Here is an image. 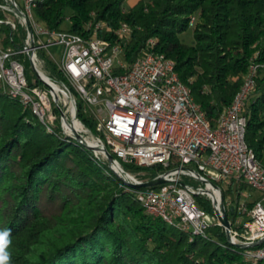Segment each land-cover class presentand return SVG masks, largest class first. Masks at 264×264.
I'll list each match as a JSON object with an SVG mask.
<instances>
[{
    "label": "trees",
    "instance_id": "16d2710c",
    "mask_svg": "<svg viewBox=\"0 0 264 264\" xmlns=\"http://www.w3.org/2000/svg\"><path fill=\"white\" fill-rule=\"evenodd\" d=\"M124 2L37 0L32 11L45 27L60 29L70 10L66 30L81 35L91 33L85 31L89 20L103 21L111 35L127 23V66L146 50L174 60L179 79L212 124L240 89L251 60L264 64V0H136L127 9ZM191 17L194 41L185 44L178 34ZM6 36L5 43L21 44L25 29L18 26ZM150 38L154 44L147 48ZM44 68L51 78L64 80L47 57ZM263 109L264 67L246 108L244 135L264 168ZM76 116L96 133L94 114L79 98ZM120 163L142 181L161 169ZM217 184L224 198L247 186ZM144 188L124 183L85 146L57 128L47 132L29 109L0 93V230L11 233L10 264H246L242 247L231 244L221 226L208 225L203 237L148 214L134 196Z\"/></svg>",
    "mask_w": 264,
    "mask_h": 264
},
{
    "label": "built area",
    "instance_id": "2783aa9c",
    "mask_svg": "<svg viewBox=\"0 0 264 264\" xmlns=\"http://www.w3.org/2000/svg\"><path fill=\"white\" fill-rule=\"evenodd\" d=\"M36 1L0 0V93L17 100L23 110L29 109L47 132L54 133L57 128L64 138L93 147L85 146L91 157L105 161L130 186L143 181L120 162L159 165L156 177L163 182L155 188L134 190L136 200L148 214L205 237L210 224L224 230L217 216L224 210L231 239L244 245L246 264H264V168L244 138L246 108L264 64L251 60L240 89L212 124L193 99L189 86L179 79L174 60L152 50L126 67L117 58L123 54L131 32L127 23L121 22L113 35L103 21L93 20L85 24V31L91 30L89 35L49 29L33 15ZM193 23L191 17L189 25ZM18 26L25 29L22 43H5L6 35H12ZM53 44L61 45L60 57L48 51L47 58L64 80L46 73L45 57L39 54ZM153 44L150 38L147 48ZM117 67L125 71L115 73ZM77 98L91 108L95 134L77 118ZM261 115L264 118V109ZM73 132L80 135V141ZM105 150L113 161L108 160ZM183 179L193 183H184ZM217 182L224 188L245 183L259 192V199L251 205L242 203V190L233 198H224ZM196 197L202 201L197 203ZM204 201L210 205L213 222L206 219Z\"/></svg>",
    "mask_w": 264,
    "mask_h": 264
},
{
    "label": "rangeland",
    "instance_id": "374dc122",
    "mask_svg": "<svg viewBox=\"0 0 264 264\" xmlns=\"http://www.w3.org/2000/svg\"><path fill=\"white\" fill-rule=\"evenodd\" d=\"M17 1H21V0H17ZM134 2V0H128V1H125L123 6L127 9L132 3ZM71 12L70 10H66L65 12V19L61 22L60 24V29H67L69 28V25H70V19H69V16H70ZM178 37L180 39L181 42L185 43V44H192L193 43V26L191 25H188V27L180 32L178 34ZM61 45L60 44H53V45H50L48 46L46 49L44 50H41L39 51V54H43L44 57H47V54H48V51H50L51 53H54V56L58 59L60 56V52H61ZM117 58L121 59L122 62H124L125 64V67H126V62L124 60V57H123V54H119L117 56ZM95 108V107H93ZM208 172H210L209 169H207ZM133 177L137 178V179H140L141 178L139 176H137L136 174H133L131 172H129ZM116 174V173H115ZM117 175V174H116ZM117 177H119L117 175ZM120 178V177H119ZM237 184H232V186L235 188ZM240 191V190H239ZM260 196L259 192L253 188H250L248 186H246L245 188L242 189V192H241V195H240V201L243 203V202H247V203H250L252 202L253 200L257 199L258 197ZM199 200H202V198L200 197L198 199V197H196V201L197 203H199ZM203 205L206 206V207H209L208 209H206V219L208 222H213V216L212 214L210 213V205L209 203H207L206 201L203 202Z\"/></svg>",
    "mask_w": 264,
    "mask_h": 264
},
{
    "label": "water",
    "instance_id": "95a60500",
    "mask_svg": "<svg viewBox=\"0 0 264 264\" xmlns=\"http://www.w3.org/2000/svg\"><path fill=\"white\" fill-rule=\"evenodd\" d=\"M18 14L21 15V13L19 11H18ZM26 29H27V31L29 33H31V27H30V24L28 22H26ZM73 133H74V136H75L76 140L80 141V139H81L80 135L77 132H73ZM83 145L86 146L84 143H83ZM86 147L88 149H93V147H91V146H86ZM105 152H106L108 160L109 161H113L114 157L110 153H108L106 150H105ZM162 182H163V179L161 177H156V178H154L152 180L143 181V182L137 184L136 186H142V187H145V188H151V187H156L157 185L161 184ZM228 213L229 214L232 213V206H230ZM217 216H218V219H219L221 225L224 227V232H225L227 240L231 244H233V245H235L237 247H243L244 245L242 243H237V242H235V241H233L231 239V236H230V233H229L230 222L228 220L227 213L224 210H222V215H219L217 213ZM256 244H257V242L253 243V245H256Z\"/></svg>",
    "mask_w": 264,
    "mask_h": 264
},
{
    "label": "clouds",
    "instance_id": "9594fccd",
    "mask_svg": "<svg viewBox=\"0 0 264 264\" xmlns=\"http://www.w3.org/2000/svg\"><path fill=\"white\" fill-rule=\"evenodd\" d=\"M10 230H0V264H10L11 254L7 251L11 244Z\"/></svg>",
    "mask_w": 264,
    "mask_h": 264
},
{
    "label": "bare ground",
    "instance_id": "6f19581e",
    "mask_svg": "<svg viewBox=\"0 0 264 264\" xmlns=\"http://www.w3.org/2000/svg\"><path fill=\"white\" fill-rule=\"evenodd\" d=\"M115 171L119 173V171L117 169H115Z\"/></svg>",
    "mask_w": 264,
    "mask_h": 264
},
{
    "label": "crops",
    "instance_id": "0c3cea01",
    "mask_svg": "<svg viewBox=\"0 0 264 264\" xmlns=\"http://www.w3.org/2000/svg\"><path fill=\"white\" fill-rule=\"evenodd\" d=\"M125 1H128V0H125ZM135 1H136V0H134V2H135ZM134 2H133V3H134ZM133 3H132V4H133Z\"/></svg>",
    "mask_w": 264,
    "mask_h": 264
}]
</instances>
